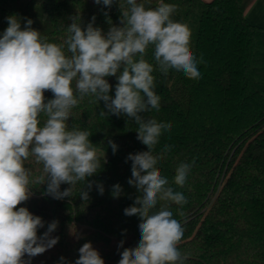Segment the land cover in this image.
<instances>
[{
  "label": "trees",
  "instance_id": "1",
  "mask_svg": "<svg viewBox=\"0 0 264 264\" xmlns=\"http://www.w3.org/2000/svg\"><path fill=\"white\" fill-rule=\"evenodd\" d=\"M252 1L137 0L146 9H155L161 2L176 6L170 18L189 27V47L201 73L199 79H190L170 68L165 75L155 60L154 45L143 56L153 66L154 91L161 99L159 111L140 115L171 123L170 130H162L153 154L172 146L156 167L168 180L166 187L187 199L182 206L158 200L151 212L167 203L181 223L184 233L177 249L188 257L184 264H264V28L245 17ZM129 9L126 0H113L111 6L102 0L100 4L95 0H0V38L9 26L8 17L19 18L21 30L31 19V27L42 39L63 44L70 56L66 41L73 22L82 30L91 23L106 35L110 27L124 26L122 12ZM139 58L138 54L135 59ZM105 79L114 98L117 77ZM44 98L47 103L54 95L45 91ZM102 111L106 115L101 116ZM39 119L43 126L47 117L41 114ZM66 123L68 130L88 131L90 142L105 156L98 155L101 168L85 182H77L69 197L54 199L47 194V182L30 183L29 199L15 210L26 207L42 218L38 238L52 221H58L50 235L59 241L42 254H25L22 259L25 264H75L79 249L90 242L105 264H119L124 249L137 247L141 239L140 217L124 214L142 195L128 183L132 161H125L129 154L148 151V147L137 139L134 119L109 113L104 101H96L91 94L71 109ZM109 140L117 145L115 154ZM181 163L192 165L183 187L174 182ZM24 166L31 171L30 181L44 174L34 156ZM90 181L91 190L87 188ZM97 184L103 185V195ZM116 184L122 192L114 198ZM70 187L62 183L60 191ZM82 190L88 191L87 201L80 196Z\"/></svg>",
  "mask_w": 264,
  "mask_h": 264
},
{
  "label": "clouds",
  "instance_id": "2",
  "mask_svg": "<svg viewBox=\"0 0 264 264\" xmlns=\"http://www.w3.org/2000/svg\"><path fill=\"white\" fill-rule=\"evenodd\" d=\"M102 2L111 6L113 0ZM126 2L130 9L122 12L124 26H112L106 35L91 23L82 30L79 23L73 22L66 41L70 56L65 54L63 44L42 39L40 32L31 27V19L21 30L19 18H7L9 26L0 38V264H25L22 259L25 254L35 257L59 241V237L50 235L58 221H52L43 237L38 238L37 229L44 227L42 218L26 207L15 210L29 199L30 183L47 182V194L63 199L72 195L77 182H85L101 168L89 132L68 130L66 123L71 109L89 94L96 101H104L109 113L126 114L134 119L138 125L137 139L148 147V151L129 154L125 161H132V178L128 183L142 195L133 206L124 209V214L140 217L141 239L137 247L124 249L119 264H184L188 258L177 249L184 228L173 218L168 204H162L158 212H151L158 200L182 206L187 199L166 187L168 180L156 167L172 146L165 145L157 155L153 149L162 130H170L172 125L145 120L140 115L152 109L159 111L161 99L154 91L153 66L143 56L148 46L154 45L155 60L165 75L170 68L182 71L190 79H199L201 73L189 47V27L170 18L175 5L161 2L155 9H146L137 0ZM95 3L100 4L101 0ZM121 67L123 70L117 76ZM109 76L118 80L114 98L109 96L111 85L105 79ZM45 91L54 95L47 103ZM41 114L47 117L43 126ZM100 115L106 113L102 111ZM109 144L115 154L117 145L111 140ZM29 156L43 165L44 173L31 181V171L24 166ZM191 167L181 163L176 168V185H185ZM62 183L71 187L61 192ZM92 186L93 182L87 183L89 190ZM97 188L103 195V185L97 184ZM121 192L119 184L113 186L114 198ZM80 196L85 201L89 199L88 191L82 190ZM79 253L75 264H105L90 242L83 244ZM64 259L60 258L62 262Z\"/></svg>",
  "mask_w": 264,
  "mask_h": 264
},
{
  "label": "crops",
  "instance_id": "3",
  "mask_svg": "<svg viewBox=\"0 0 264 264\" xmlns=\"http://www.w3.org/2000/svg\"><path fill=\"white\" fill-rule=\"evenodd\" d=\"M245 17L250 24L264 28V0H253L245 12Z\"/></svg>",
  "mask_w": 264,
  "mask_h": 264
},
{
  "label": "rangeland",
  "instance_id": "4",
  "mask_svg": "<svg viewBox=\"0 0 264 264\" xmlns=\"http://www.w3.org/2000/svg\"><path fill=\"white\" fill-rule=\"evenodd\" d=\"M97 154H98V155L105 156V153H104L103 151L98 150V149H97Z\"/></svg>",
  "mask_w": 264,
  "mask_h": 264
}]
</instances>
